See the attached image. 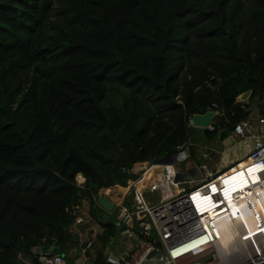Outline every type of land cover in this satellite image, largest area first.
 <instances>
[{
    "label": "trees",
    "instance_id": "trees-1",
    "mask_svg": "<svg viewBox=\"0 0 264 264\" xmlns=\"http://www.w3.org/2000/svg\"><path fill=\"white\" fill-rule=\"evenodd\" d=\"M256 101L264 0H0V264L67 251L82 198L176 154L192 113L223 109L213 137ZM99 222L105 244L117 229Z\"/></svg>",
    "mask_w": 264,
    "mask_h": 264
},
{
    "label": "built area",
    "instance_id": "built-area-1",
    "mask_svg": "<svg viewBox=\"0 0 264 264\" xmlns=\"http://www.w3.org/2000/svg\"><path fill=\"white\" fill-rule=\"evenodd\" d=\"M209 107L218 110L206 126L213 129L215 118L223 109L216 102ZM255 117L237 121L232 134L247 147L246 158L264 165V113L256 111ZM178 147L172 161H148L141 175L128 184L131 198L126 203L114 202L117 216L113 223L117 231L110 239L113 243L105 254L106 259L111 258L113 264H264V205L258 204L260 208L256 210L255 199H249L250 195H255L259 197L256 201L264 200L260 187L264 184V168L258 182L246 189L233 187L226 196L210 189V185L218 186L226 178L224 173L239 162L218 173H213L204 162L182 170L175 162L189 156L190 147L187 142ZM197 167L205 172H193ZM149 169L151 172L145 177ZM154 169L158 170L157 174L151 176ZM77 175L81 178L76 177V181L82 185L84 176ZM147 189L150 195L159 189L165 190L166 195L151 199L145 195ZM198 190L201 194L196 196ZM227 197L235 202L233 207ZM202 204H207L203 210ZM210 208L214 212L212 215L207 211ZM224 208H228L226 212H232V216L219 213ZM242 214L245 219L236 217ZM202 237L205 239L201 240ZM193 241L199 243L192 244ZM92 245L93 240L86 239L83 252ZM185 245L191 246L173 257L172 252ZM36 258L40 264H64L65 261L60 251L40 250Z\"/></svg>",
    "mask_w": 264,
    "mask_h": 264
},
{
    "label": "crops",
    "instance_id": "crops-1",
    "mask_svg": "<svg viewBox=\"0 0 264 264\" xmlns=\"http://www.w3.org/2000/svg\"><path fill=\"white\" fill-rule=\"evenodd\" d=\"M256 111H257L256 104L251 103L248 107V111L246 110V112H248V114L246 115V118L255 119ZM196 128H201V127L196 126ZM201 132H202V129H201ZM228 133L229 135L233 136L232 129L228 131ZM202 137H206V138L203 139V138H190L189 137L188 145L191 148V152L188 158V168L187 169L191 168L192 166L196 164H200V162H204L206 165H208L211 168V171L213 173H218L228 168V166L234 165L238 162L241 163V161L246 159V155L248 153L247 147L244 146L243 143L238 142L235 138L233 139V141H230V143H224L223 138L221 139L218 136V132L213 137H208L204 133H202ZM208 140L212 142L213 144L208 143ZM204 152H207L208 155H203ZM180 156H182V154ZM177 162L178 161L175 162L176 165H178ZM192 171L197 172V174H202L205 172V170L200 169V167H197L195 170H192ZM91 205H92V202L90 201V199L82 198V201L79 204V207H77L73 211L76 216H75L74 222L69 226V229H70L71 237L75 242V246L77 247V250H80L79 244L83 240L92 239V238L86 237V234L89 232V229H91V231L94 233H99L101 230H103L102 225L101 224L99 225V222H97L96 219L91 217V215L88 213L89 210L91 209ZM73 232L75 233L77 232L79 234L78 240L76 239L77 236L73 234ZM111 239H113V237ZM112 241L113 240H110L108 242L111 244V247L104 245L103 251L105 254L109 249L112 248V243H113ZM51 247L52 245L49 246V248H44V249L41 247V250L49 251ZM80 251L83 252L82 249ZM35 254L36 253L34 251L19 252L18 253L19 264H40L38 261L34 262L35 256H36ZM91 263L93 264V262ZM64 264H77V263H75V260L71 256L69 260L65 259Z\"/></svg>",
    "mask_w": 264,
    "mask_h": 264
},
{
    "label": "rangeland",
    "instance_id": "rangeland-1",
    "mask_svg": "<svg viewBox=\"0 0 264 264\" xmlns=\"http://www.w3.org/2000/svg\"><path fill=\"white\" fill-rule=\"evenodd\" d=\"M108 96H110L112 98V100H116L118 97L113 96L112 94H109ZM120 98V97H119ZM248 99L245 101L247 102ZM252 103V102H249ZM260 105L258 103V101H256V110L259 111ZM224 129L226 131H230L228 127H224ZM189 137L190 138H203L205 139L206 137H202V132H201V128H196L195 125H193L190 129H189ZM208 143H212L208 140ZM213 144V143H212ZM216 145V143H215ZM214 146V145H213ZM188 158L189 156H185L183 158H179L177 161L178 166L182 169V170H186L188 168ZM145 165H148L145 164ZM144 166V165H143ZM142 166V167H143ZM141 167V168H142ZM133 173H131L132 175H128L126 178V183H115L116 186L114 188V190H111L108 194H112L113 197V201L115 202H119V203H126L127 200H129L131 198L132 192H131V188L128 187V184L133 181L134 177L136 175H139L138 172L136 171V166L133 169ZM157 169H154L151 173V176H155L157 174ZM137 172V173H136ZM151 172V171H150ZM149 172V173H150ZM77 179H80V175H76ZM147 177V176H145ZM155 178H152V180ZM147 192L145 193L146 196L150 197L151 199L153 198H158L161 196L166 195V191L165 190H157L155 192H152L151 195L148 193L149 190H146ZM96 200V199H95ZM116 210H106L104 208H102L101 206L97 205H91V209L89 210V214L91 215V217H93L94 219H96L97 222L99 221H108V220H114L115 217L117 216V214L115 213ZM100 225V222H99ZM102 231V230H101ZM100 231V232H101ZM99 233H94L91 231V229H89V232L86 234L87 238H92L93 239V245L91 248H89L87 251L83 252L82 255L84 257V259L89 260L90 262H93V264H102V262L106 261V255L104 253L102 249V247L108 246L111 247V244L106 242L105 244H102V242L99 239ZM73 234H75L77 236V240L79 238V234L76 232H73ZM76 240V242H77ZM70 255H66L65 259L69 260L70 259ZM105 264V262H104Z\"/></svg>",
    "mask_w": 264,
    "mask_h": 264
},
{
    "label": "water",
    "instance_id": "water-1",
    "mask_svg": "<svg viewBox=\"0 0 264 264\" xmlns=\"http://www.w3.org/2000/svg\"><path fill=\"white\" fill-rule=\"evenodd\" d=\"M251 92V89H246L241 91L237 96L236 100L237 101H246L249 97V94ZM245 112L242 114V117L245 116ZM216 113H218L217 109H212L209 106L206 108L205 111L203 112H194L191 114V121H189L190 124L195 125V126H200V127H206L209 122L212 120L213 117H215ZM218 136L222 139L224 143H230V141H233L234 136L229 135L228 131L222 129L221 127L218 129ZM175 154L169 155V156H163L160 157L159 161H172L175 158ZM131 163L128 162L127 166H130ZM96 203H98L99 206L106 210H112L114 207V201L110 199L107 195L105 194H98L96 196ZM153 234V233H152ZM63 238L67 242V251L63 250L60 245H52L50 248V252H58L60 251L61 254L65 257L67 254L72 256L73 259L75 260V263L77 264H92L89 260L84 259L82 253L80 250L85 247L86 240H83L79 244L80 250H77V247L75 246V242L71 237L70 229L69 227H66L64 229L63 233ZM41 250L40 245H35L32 248V251L35 253H38ZM106 264H113V261L111 258L106 259Z\"/></svg>",
    "mask_w": 264,
    "mask_h": 264
},
{
    "label": "bare ground",
    "instance_id": "bare-ground-1",
    "mask_svg": "<svg viewBox=\"0 0 264 264\" xmlns=\"http://www.w3.org/2000/svg\"><path fill=\"white\" fill-rule=\"evenodd\" d=\"M250 160H251L250 158H246L245 160L241 161V163H239L236 167H234L233 169L224 173V176H226L225 180H223L218 186L215 183H212L210 185V189H214L215 191L223 192L226 196H228L227 192L231 191V189L233 187H240L241 189H243V188L246 189V187L249 188L251 186V183H253L254 181L258 182L260 179L259 173L261 170H263L264 165L262 163H258V162L252 163L253 161H250ZM254 165H260L261 167L255 168V167H253ZM249 168L252 169L251 173L248 172ZM149 172H150V170L146 173V176L149 175ZM260 187L264 191V184ZM199 190L195 193L196 196H199L201 194ZM238 193H241V191H238ZM253 198L255 199L254 200L255 201V207L257 204V208H255L256 210H258L260 208V205H258V204L264 205L263 199H259V201H256V199L259 197H256L255 195L249 196L250 200H252ZM226 199H229L228 203L230 204L231 207H233L235 205V202L233 201V199L231 200L229 197H227ZM206 205L207 204H202L200 206L201 210L205 209ZM228 208L227 209L224 208V210L220 211L219 213H227L226 216H232V212H229V211L226 212L228 210ZM207 211H209L210 212L209 214H211V215L214 213L213 209H211V208L207 209ZM236 217H239L240 219L241 218L245 219V216L243 214H242V216H236Z\"/></svg>",
    "mask_w": 264,
    "mask_h": 264
},
{
    "label": "snow or ice",
    "instance_id": "snow-or-ice-1",
    "mask_svg": "<svg viewBox=\"0 0 264 264\" xmlns=\"http://www.w3.org/2000/svg\"><path fill=\"white\" fill-rule=\"evenodd\" d=\"M253 167H255V168H260L261 166L260 165H254ZM248 172L249 173H251L252 172V169L251 168H249L248 169ZM255 182V181H254ZM205 199H207V197H205ZM205 238H201V240H204ZM245 239H247V237H245ZM199 243V241H193L192 242V244H198ZM191 245H185L184 247H182V248H179V249H176V250H174L173 252H172V255H173V257H175V256H177L178 254H181L184 250H185V248H188V247H190Z\"/></svg>",
    "mask_w": 264,
    "mask_h": 264
}]
</instances>
